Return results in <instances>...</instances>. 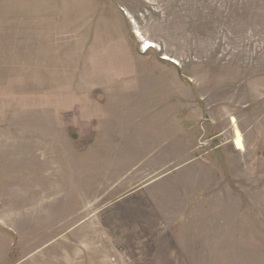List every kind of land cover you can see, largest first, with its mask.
Wrapping results in <instances>:
<instances>
[{
  "label": "rangeland",
  "instance_id": "obj_1",
  "mask_svg": "<svg viewBox=\"0 0 264 264\" xmlns=\"http://www.w3.org/2000/svg\"><path fill=\"white\" fill-rule=\"evenodd\" d=\"M0 264H264V0H0Z\"/></svg>",
  "mask_w": 264,
  "mask_h": 264
},
{
  "label": "bare ground",
  "instance_id": "obj_2",
  "mask_svg": "<svg viewBox=\"0 0 264 264\" xmlns=\"http://www.w3.org/2000/svg\"><path fill=\"white\" fill-rule=\"evenodd\" d=\"M147 46L145 45L144 51H148L151 48L155 47V45L152 43V41H147ZM167 58V56H166ZM233 123L235 125V138H234V142L236 144V147L238 149H244L245 145H244V141H243V137H242V133L240 131V129L238 128V126L236 125V120L233 118Z\"/></svg>",
  "mask_w": 264,
  "mask_h": 264
},
{
  "label": "built area",
  "instance_id": "obj_3",
  "mask_svg": "<svg viewBox=\"0 0 264 264\" xmlns=\"http://www.w3.org/2000/svg\"><path fill=\"white\" fill-rule=\"evenodd\" d=\"M145 47V46H144Z\"/></svg>",
  "mask_w": 264,
  "mask_h": 264
}]
</instances>
